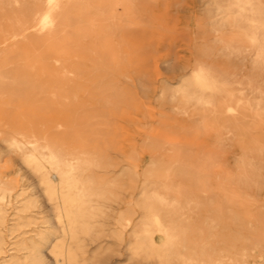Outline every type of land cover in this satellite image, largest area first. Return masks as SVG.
<instances>
[{
  "label": "bare ground",
  "instance_id": "6f19581e",
  "mask_svg": "<svg viewBox=\"0 0 264 264\" xmlns=\"http://www.w3.org/2000/svg\"><path fill=\"white\" fill-rule=\"evenodd\" d=\"M0 264H264V0H0Z\"/></svg>",
  "mask_w": 264,
  "mask_h": 264
}]
</instances>
